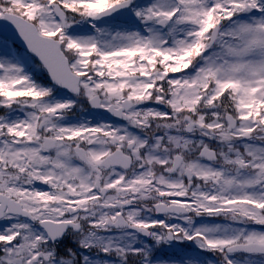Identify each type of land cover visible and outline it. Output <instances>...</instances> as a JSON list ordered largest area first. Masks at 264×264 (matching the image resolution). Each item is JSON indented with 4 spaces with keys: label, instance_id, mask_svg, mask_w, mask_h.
I'll use <instances>...</instances> for the list:
<instances>
[{
    "label": "snow or ice",
    "instance_id": "snow-or-ice-1",
    "mask_svg": "<svg viewBox=\"0 0 264 264\" xmlns=\"http://www.w3.org/2000/svg\"><path fill=\"white\" fill-rule=\"evenodd\" d=\"M0 264H264V0H0Z\"/></svg>",
    "mask_w": 264,
    "mask_h": 264
},
{
    "label": "water",
    "instance_id": "water-1",
    "mask_svg": "<svg viewBox=\"0 0 264 264\" xmlns=\"http://www.w3.org/2000/svg\"><path fill=\"white\" fill-rule=\"evenodd\" d=\"M4 34L6 35H11V32L8 29H3ZM19 47L21 46V42L17 39V43H16Z\"/></svg>",
    "mask_w": 264,
    "mask_h": 264
}]
</instances>
